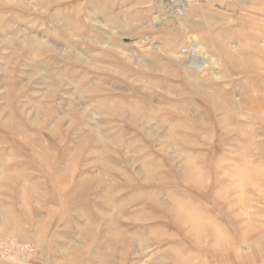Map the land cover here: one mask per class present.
<instances>
[{"label":"rangeland","instance_id":"obj_1","mask_svg":"<svg viewBox=\"0 0 264 264\" xmlns=\"http://www.w3.org/2000/svg\"><path fill=\"white\" fill-rule=\"evenodd\" d=\"M262 263L264 0H0V264Z\"/></svg>","mask_w":264,"mask_h":264},{"label":"bare ground","instance_id":"obj_2","mask_svg":"<svg viewBox=\"0 0 264 264\" xmlns=\"http://www.w3.org/2000/svg\"><path fill=\"white\" fill-rule=\"evenodd\" d=\"M195 40V39H194ZM209 56V55H208ZM210 57V56H209ZM207 58V56H206ZM187 59L189 60V63L191 64V66H193L194 68H196L197 70H205L207 68H209L211 65L214 66V63H212L211 65L208 64L209 62H206L208 60H205V57L202 56L201 54H199V52H197L195 55L187 57ZM213 62V61H212ZM210 69V68H209ZM216 71V70H215Z\"/></svg>","mask_w":264,"mask_h":264},{"label":"built area","instance_id":"obj_3","mask_svg":"<svg viewBox=\"0 0 264 264\" xmlns=\"http://www.w3.org/2000/svg\"><path fill=\"white\" fill-rule=\"evenodd\" d=\"M188 44L181 47V53L187 57L195 55L197 52L202 55V46L193 38L188 39ZM203 56V55H202Z\"/></svg>","mask_w":264,"mask_h":264},{"label":"crops","instance_id":"obj_4","mask_svg":"<svg viewBox=\"0 0 264 264\" xmlns=\"http://www.w3.org/2000/svg\"><path fill=\"white\" fill-rule=\"evenodd\" d=\"M263 264V263H262Z\"/></svg>","mask_w":264,"mask_h":264}]
</instances>
